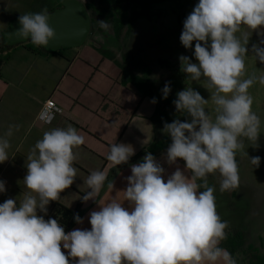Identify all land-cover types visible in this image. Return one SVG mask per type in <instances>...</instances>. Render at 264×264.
Masks as SVG:
<instances>
[{"label": "clouds", "instance_id": "1", "mask_svg": "<svg viewBox=\"0 0 264 264\" xmlns=\"http://www.w3.org/2000/svg\"><path fill=\"white\" fill-rule=\"evenodd\" d=\"M49 18L47 8L20 15L15 37L47 47L55 38ZM97 22L105 31L111 27L105 20ZM242 26L249 30L264 26V0H199L183 23L180 41L185 48L196 41L198 63L181 55V71L193 81L203 77L215 105L213 117L206 112L209 100L188 87L177 93L173 103L178 112L191 117L190 122L176 119L164 125L172 140L167 162L185 161L190 178L177 168L165 182L164 168L148 153L143 162L131 166L127 177L123 193L130 208L116 198L99 202L100 209L90 213L91 230L66 233L56 219L37 215V209L46 214L50 201L59 200L60 193L74 183L77 169L73 163L78 155L74 150L85 138L70 124L47 130L27 156L26 191L19 207L11 198L0 204V264H70L69 257L75 264H237L219 246L227 238L229 222L216 210L215 188L208 186V176L219 173L221 192L237 188L236 153L244 149L245 139L255 146L260 134L261 121L252 110L248 90L257 82L264 85V74L242 79L249 40ZM252 50L264 63V47L253 45ZM170 90L166 83L163 98ZM39 115L45 123L54 119L48 109ZM19 128L9 125L0 137V163L9 159V138ZM132 155L130 145L113 143L106 159L116 166L127 163ZM260 159L255 156L250 162L259 167ZM106 179L105 172L92 171L86 180L91 191L82 200L96 199ZM4 191L5 183L0 181V192ZM75 220L83 222L78 214ZM61 245L68 250L67 256Z\"/></svg>", "mask_w": 264, "mask_h": 264}, {"label": "crops", "instance_id": "2", "mask_svg": "<svg viewBox=\"0 0 264 264\" xmlns=\"http://www.w3.org/2000/svg\"><path fill=\"white\" fill-rule=\"evenodd\" d=\"M63 1L0 0V33L7 31L20 15L37 13L44 8L50 13L60 8ZM86 47L66 49L58 55L33 52L27 45H19L4 53L2 59L8 58L0 65V137L9 125H20L9 138V159L0 163V181L5 183L6 189L0 192V204L11 198L19 207L26 191L23 181L30 150L45 131L66 128L70 124L84 136L85 143L74 150L78 154L73 163L77 176L74 183L60 193V199L62 205L70 209L82 201L83 222H76L67 232L91 230L90 213L100 209L99 202L116 198L125 208L131 207L124 201L123 193L128 186L127 177L132 174L131 166L143 162L147 149L160 137L162 129L157 119V103H152L151 97L134 86H123L121 69L93 48ZM49 99L63 112L50 124H45L39 120V114ZM113 143L133 147L134 155L127 163L114 166L106 159ZM166 153L167 149L154 156L165 170V182L177 168L190 178L185 161L178 158L174 164H169ZM95 170L105 172L107 179L97 198L85 202L82 197L91 191L86 180ZM111 183L113 188L109 187ZM46 208V214L37 209V215L45 220L49 218L50 203ZM62 251L67 256L68 250L62 247ZM69 260L75 263L73 258Z\"/></svg>", "mask_w": 264, "mask_h": 264}, {"label": "rangeland", "instance_id": "3", "mask_svg": "<svg viewBox=\"0 0 264 264\" xmlns=\"http://www.w3.org/2000/svg\"><path fill=\"white\" fill-rule=\"evenodd\" d=\"M198 3L199 0H160L158 4L153 5L150 17L137 22L132 33L125 38L122 50L115 49L114 52L117 60L123 64L124 56H128L127 62L132 71L154 83L159 92L169 83L171 90L167 98L171 101L177 99L179 91L188 87L198 91L202 97L209 100V104L205 106L206 112L209 111L214 117L215 105L210 100L211 92L206 88L204 78L200 81L191 80L187 73L181 71L179 60V57L184 55L189 57L192 63H198L194 55L196 41H193L191 48H185L180 41L183 23ZM244 31L249 33V40L246 45L248 51L245 57V76L242 79L253 73L264 74V63L256 58L252 50L253 45L264 47V44L260 43L264 39V26L256 30L242 26L241 32ZM99 41L104 43L105 38L101 36ZM201 43L203 46V42ZM210 43L209 40V45ZM27 44L34 46L32 43ZM94 45L99 46L97 43ZM85 46L92 48L91 44ZM90 54L89 50L88 55ZM160 61L168 62V65L162 66ZM146 68L148 71H145ZM248 91L253 97L252 110L260 118L261 125L256 145L253 146L252 142L245 139L244 149L236 153L239 185L230 191L221 192L219 173L208 176V185L215 188L216 210L222 220L229 222L226 232H241L245 238L244 248H240L234 257L237 264H256L254 257L264 258V85L257 82ZM161 96V102L167 101L163 94ZM167 112L171 116V123L176 119L181 122L191 120L186 112H178L174 104L168 106ZM165 135L168 133L161 129L160 137ZM255 156L261 158L259 167L250 162V158Z\"/></svg>", "mask_w": 264, "mask_h": 264}, {"label": "trees", "instance_id": "4", "mask_svg": "<svg viewBox=\"0 0 264 264\" xmlns=\"http://www.w3.org/2000/svg\"><path fill=\"white\" fill-rule=\"evenodd\" d=\"M159 2L160 0H85L84 4L91 19V32L86 44H91L90 47L97 51L102 57L104 56L109 58V60L113 61L121 69V83L123 86H134L143 95L151 97L152 99L155 98L157 103V119L159 120L162 129H164L165 123H171V116L167 112V108L170 104H174L173 101L167 98V101L161 102L160 99L162 97V92H159L156 89V85L149 82L146 77L144 78V76L132 71L130 68L131 66L127 62L128 56H124L122 60L124 61L123 64L117 60L116 53L114 52L115 49L122 50L125 38L132 33V30L136 26L137 22L150 17L152 15L151 9L153 5L158 4ZM60 7H62V4ZM100 20H105L110 24L111 27L108 31L100 28L97 22ZM3 33L4 32L0 33V65L2 61L8 58L7 56L5 59H2L4 53H7L10 50V48L6 47L4 44ZM101 36L102 38H105L104 43L99 41ZM95 43L99 46H95ZM25 45H27V49L33 52L38 51L45 54L49 53L61 55L64 51L61 50L50 53L46 52L42 47L37 45ZM160 63L162 66L168 65V62L166 61H160ZM145 71H148V68H146ZM170 144L171 137L169 134L159 137L147 149L145 154L151 153L153 156H156L168 149ZM202 183L203 181L199 180L198 184ZM203 190L204 188L201 187L200 191ZM81 204L82 201L75 208L70 209L62 205L61 199L57 201H50L49 218L56 219L57 222L64 228L65 232H67L76 223L75 215L78 214L80 216ZM227 234V238L221 241L219 246L227 249L234 258L238 250L240 248H244L245 238L241 232L235 231ZM251 250L252 249H249V251ZM254 258L256 259V264H264V258Z\"/></svg>", "mask_w": 264, "mask_h": 264}, {"label": "water", "instance_id": "5", "mask_svg": "<svg viewBox=\"0 0 264 264\" xmlns=\"http://www.w3.org/2000/svg\"><path fill=\"white\" fill-rule=\"evenodd\" d=\"M49 25L55 31V38L47 47L46 52L54 53L66 49H76L84 46L91 32V19L85 4L80 0H65L62 7L49 13ZM18 19L12 22L9 29L3 33L6 47L13 48L31 43L15 37L14 32L19 28Z\"/></svg>", "mask_w": 264, "mask_h": 264}, {"label": "built area", "instance_id": "6", "mask_svg": "<svg viewBox=\"0 0 264 264\" xmlns=\"http://www.w3.org/2000/svg\"><path fill=\"white\" fill-rule=\"evenodd\" d=\"M84 3L85 0H80ZM43 109H48L50 111H52L54 113V119L56 118L57 115H60L62 114L63 110L57 105V103L53 100V99H49L47 100L44 105H43ZM41 110V111H42ZM52 119L51 122L54 120ZM39 120L42 121V119L40 118V115H39ZM43 122V121H42ZM50 122V123H51ZM45 123V122H43ZM50 123H45V124H50ZM70 261V260H69ZM70 264H75L73 263L72 261H70Z\"/></svg>", "mask_w": 264, "mask_h": 264}]
</instances>
